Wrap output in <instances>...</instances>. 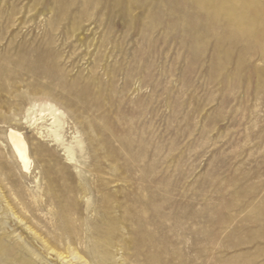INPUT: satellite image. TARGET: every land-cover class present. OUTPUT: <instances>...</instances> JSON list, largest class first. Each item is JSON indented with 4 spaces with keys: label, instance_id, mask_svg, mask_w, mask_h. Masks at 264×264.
<instances>
[{
    "label": "rangeland",
    "instance_id": "1",
    "mask_svg": "<svg viewBox=\"0 0 264 264\" xmlns=\"http://www.w3.org/2000/svg\"><path fill=\"white\" fill-rule=\"evenodd\" d=\"M0 264H264V0H0Z\"/></svg>",
    "mask_w": 264,
    "mask_h": 264
},
{
    "label": "bare ground",
    "instance_id": "2",
    "mask_svg": "<svg viewBox=\"0 0 264 264\" xmlns=\"http://www.w3.org/2000/svg\"><path fill=\"white\" fill-rule=\"evenodd\" d=\"M9 134L12 143L14 144L15 149L19 155L20 161L22 162L23 166L28 169L31 159L29 157V147L27 142L24 140L22 134L19 133V131H11Z\"/></svg>",
    "mask_w": 264,
    "mask_h": 264
}]
</instances>
